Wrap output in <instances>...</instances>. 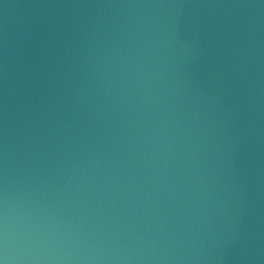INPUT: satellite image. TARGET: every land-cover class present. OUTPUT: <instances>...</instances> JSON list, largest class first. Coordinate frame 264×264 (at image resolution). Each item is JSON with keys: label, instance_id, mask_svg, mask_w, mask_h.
<instances>
[{"label": "water", "instance_id": "obj_1", "mask_svg": "<svg viewBox=\"0 0 264 264\" xmlns=\"http://www.w3.org/2000/svg\"><path fill=\"white\" fill-rule=\"evenodd\" d=\"M0 264H264V0H0Z\"/></svg>", "mask_w": 264, "mask_h": 264}]
</instances>
